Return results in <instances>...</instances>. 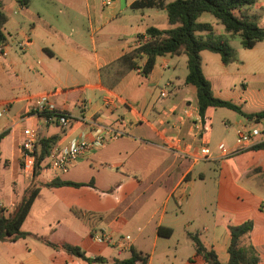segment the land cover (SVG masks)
<instances>
[{"label": "crops", "instance_id": "1", "mask_svg": "<svg viewBox=\"0 0 264 264\" xmlns=\"http://www.w3.org/2000/svg\"><path fill=\"white\" fill-rule=\"evenodd\" d=\"M1 1L8 20L6 54L0 55V201L12 209L33 182L40 190L22 224L38 237L0 241V264H111L132 250L146 264H207L189 233L227 264L228 225L247 219L254 222L250 240L258 264H264V150L251 148L258 140L236 144L238 128L264 117L210 106L203 121L197 89L186 83L184 53L157 57L148 76L141 74L145 56L137 68L119 74L116 61L144 43L149 26L172 27L164 5L173 0H144L152 3L145 7L132 6L140 0H38L39 6L37 0ZM248 13L258 14L264 27V0ZM198 20L211 23L217 35L228 34L209 12ZM233 47L237 59L229 64L219 53H200L213 93L246 112L264 111V40ZM164 88L167 95L161 96ZM42 94L69 115L67 126L47 123L36 111L32 97ZM28 126L39 136H56L52 148L58 149L81 138L93 141L100 129L118 136L91 147L66 173L42 163L52 177L41 180V170L34 177L23 169ZM203 147L210 154L198 157ZM56 177L93 184L43 185ZM42 238L78 245L106 261H82Z\"/></svg>", "mask_w": 264, "mask_h": 264}, {"label": "trees", "instance_id": "2", "mask_svg": "<svg viewBox=\"0 0 264 264\" xmlns=\"http://www.w3.org/2000/svg\"><path fill=\"white\" fill-rule=\"evenodd\" d=\"M258 0H173L164 5L169 23L172 27L159 28L149 26L145 35L149 36L148 41L139 44L133 50L121 56L116 63L120 66L119 74L137 68L138 60L146 57V61L141 68V74L148 76L153 70L156 59L159 56L167 54L184 53L188 57V74L186 83L195 85L197 89V102L200 114L204 119L208 107H226L239 112L248 119H259L264 117V111L257 113H249L233 101L226 100L214 95L210 80L205 76L202 68L201 51L209 50L219 53L223 63L229 64L237 59L236 50L230 44L229 39L235 35L241 37V45L244 48H252L257 42L264 40V27L259 24L260 16L258 14L248 13ZM152 3L150 1H136L133 7H145ZM209 12L213 14L219 22L225 26L227 35H217L213 31L211 23H202L198 20L199 16ZM8 18L2 8L0 0V43L5 40L4 25ZM144 35H140L143 37ZM56 136H39L37 140V158L35 164L34 177H36L44 166L48 167L47 157L50 149L56 143ZM253 149L264 150V140L252 145ZM93 184L63 180L53 178L43 183L47 187L73 185L81 186ZM39 185L33 182L27 189L21 200L9 209L7 207L0 208V241H15L27 236L38 237L22 229V224L30 210V207L38 195ZM73 212L80 217H85V212L73 208ZM254 227L252 219H247L239 224H229L230 233L229 244V261L227 264H258L260 256L258 250L251 243V232ZM192 238L196 250V254L201 256L207 264H222L216 252L208 249L197 233H189ZM47 244L54 248H62L67 253L76 258L92 263L103 262L106 258L103 256L91 257L78 245L64 243L62 245L53 243L47 238H42ZM142 259L146 264V258L142 257L136 251L132 250V254L128 258H115L111 264H137V259Z\"/></svg>", "mask_w": 264, "mask_h": 264}, {"label": "built area", "instance_id": "3", "mask_svg": "<svg viewBox=\"0 0 264 264\" xmlns=\"http://www.w3.org/2000/svg\"><path fill=\"white\" fill-rule=\"evenodd\" d=\"M149 36L145 37L144 42L148 41ZM29 41L18 42L19 47L27 45ZM6 41L0 43V55L6 54ZM161 96L167 95V89L164 88L160 92ZM35 100V109L37 112L44 116L47 123H58L62 126H67L70 123V117L64 111L58 110V108L52 104L49 94H42L36 97H32ZM206 118V117H205ZM203 119V121L205 120ZM108 130L100 129L97 130L96 137L93 141L86 138H81L73 141L69 146L58 149L52 148L47 157V163L51 168L59 173H66L71 166L91 147L102 146L107 143L108 140L116 138L117 133L109 132L110 135L107 137L105 133ZM24 139L22 142V163L25 173L28 175H34L35 164L37 158V140H38V129L35 127H25L23 130ZM255 140L258 142L264 140V118L260 121H255L254 125L249 128L241 127L237 129L236 144L239 148L244 147ZM224 155L229 153L227 147L222 145L220 147ZM198 154V157H207L210 154L208 147H203ZM3 203L0 201V208L3 207ZM98 241H105L106 238L103 235H95ZM129 238V236H127ZM137 264H142L143 260L137 259Z\"/></svg>", "mask_w": 264, "mask_h": 264}, {"label": "rangeland", "instance_id": "4", "mask_svg": "<svg viewBox=\"0 0 264 264\" xmlns=\"http://www.w3.org/2000/svg\"><path fill=\"white\" fill-rule=\"evenodd\" d=\"M39 3L40 2L37 0V1L34 2V5L39 6ZM229 42L233 46H238V45H240L241 37L239 35H236V36L230 38ZM219 116H221V115H219ZM228 136H229V139H233L235 137L234 129H230V131L228 132ZM41 171H42V174L40 176L41 180H47V179L52 177V174H51L52 172L48 168H45V169H43ZM0 179L2 180L3 177H0Z\"/></svg>", "mask_w": 264, "mask_h": 264}]
</instances>
